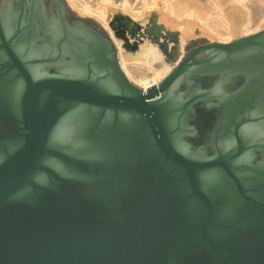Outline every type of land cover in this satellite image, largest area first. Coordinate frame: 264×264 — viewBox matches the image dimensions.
<instances>
[{
    "label": "water",
    "instance_id": "obj_1",
    "mask_svg": "<svg viewBox=\"0 0 264 264\" xmlns=\"http://www.w3.org/2000/svg\"><path fill=\"white\" fill-rule=\"evenodd\" d=\"M38 1L0 2V264H264V169L239 164L240 144L208 157L180 125L204 96L181 83L263 48L264 28L191 39L144 90L99 23L65 0L73 24L48 19Z\"/></svg>",
    "mask_w": 264,
    "mask_h": 264
},
{
    "label": "flooded vegetation",
    "instance_id": "obj_2",
    "mask_svg": "<svg viewBox=\"0 0 264 264\" xmlns=\"http://www.w3.org/2000/svg\"><path fill=\"white\" fill-rule=\"evenodd\" d=\"M13 1L15 4L18 3L16 0ZM38 2V0H27V5L29 7L33 5L36 9ZM42 2L46 18L52 20L55 17L60 22V17L65 18L69 24H73L76 20L69 17L68 10L61 0H42ZM34 12L36 22L41 24L44 21L42 15L38 14V10ZM42 25L39 27V32H35V37L39 44L50 45L53 39L50 27ZM112 27L124 38L127 37L129 29L134 42L143 37L141 32L137 33V27L134 25L128 27L118 17L113 19ZM90 28L97 31L93 27ZM66 35L69 37L70 33ZM167 35L168 38H164L161 42L163 45L161 48L166 59L175 58L174 46L168 48V45L176 39L171 37L170 33ZM67 44L69 47L66 49H69V52L64 55L69 60L71 55L76 56L78 51L72 41L69 40ZM110 53L107 51L108 55ZM56 56V54L52 55L51 61L46 63L47 70L51 74L57 73L58 67L64 63L56 60ZM239 56L234 60L220 58L216 61L219 67L215 71H210L206 67L202 73L193 74L190 83L187 81L181 83L180 90L184 94L188 95L193 89H197L204 96L185 110L180 125L187 130L184 138L194 147L204 146L208 157L216 155L217 151L224 152L232 147L237 148L240 144L243 151L239 157V164L261 170L264 169V130L258 131L248 139L244 136L243 129L264 128V47Z\"/></svg>",
    "mask_w": 264,
    "mask_h": 264
},
{
    "label": "bare ground",
    "instance_id": "obj_3",
    "mask_svg": "<svg viewBox=\"0 0 264 264\" xmlns=\"http://www.w3.org/2000/svg\"><path fill=\"white\" fill-rule=\"evenodd\" d=\"M67 2L78 14L93 16L108 29L112 40L118 48L119 64L122 70L128 79L132 80L134 84L142 87L144 90L158 83L172 70L173 63L166 60V55L161 48L163 46L161 42L164 41V38H168L167 33H170L171 37L176 39V44L173 47L176 53L174 58L175 63L182 54L184 45L198 34L196 26L199 27L201 33L209 36V38H219L222 43L230 42L234 34L227 23L224 24L225 26L219 25L212 27L196 19L193 15L191 16L192 18L177 16L174 10H169L171 7L165 4L166 1L164 2L166 6H164L159 0H153L151 1V6H141L142 8L140 7V10L136 12H133L134 10L130 11L127 3H124V0L121 5H114L111 1H104L106 3L101 6V9L92 8L82 0H67ZM128 13L131 15V20L128 19ZM121 14L126 15L127 18ZM115 17L122 20L128 27H132L133 25L137 27V33L141 32L143 34L142 39L134 42L130 36L131 32L129 29L126 38L121 37L116 31H113L112 21ZM259 22L260 27L264 25V19ZM146 28H152V30L147 33L145 31ZM168 46V48H171L173 43H170Z\"/></svg>",
    "mask_w": 264,
    "mask_h": 264
},
{
    "label": "rangeland",
    "instance_id": "obj_4",
    "mask_svg": "<svg viewBox=\"0 0 264 264\" xmlns=\"http://www.w3.org/2000/svg\"><path fill=\"white\" fill-rule=\"evenodd\" d=\"M65 1L67 2V0H65ZM82 1L88 3L92 8H96V9H98V8L101 9V6L104 3H106L107 1H111L114 5L123 4L122 3L123 0H82ZM104 1H106V2H104ZM124 1H125L124 3H127L130 11L134 10L133 12H136L137 10L138 11L140 10L141 6H151L152 5L151 1H153V0H124ZM159 2H161V4H163L164 6L170 5L169 7H171V8L170 9L168 7L167 8L171 11L174 10V12L177 16H180V17L183 16V17H189L190 18L193 15V17H195L196 19H199L204 24H208L209 26H212V27H216L219 25L225 26L224 24L227 23L229 28L234 33L233 37L230 41H232L236 37L244 36L246 34L247 35L253 34V33L264 28V25H262L261 27L259 25L260 24L259 21L264 19V7H263L264 6V0H159ZM164 2L166 5L164 4ZM67 4H68V2H67ZM68 6L71 8V6L69 4H68ZM71 10L75 14H77L78 16H81V17H88L89 16L88 18H91L94 21H96L97 23H99L104 28V30L107 32L110 39L112 40L111 35L108 32V29L104 25H102V23L100 21H98L97 19H95L93 16H90V15H80L77 13V11H75L72 8H71ZM189 14H191V15H189ZM121 15H123V14H121ZM245 15H246V17H245ZM123 16L125 18H127V16H128V19H130V20L132 19L131 15L129 13L127 14V16L126 15H123ZM261 16H262V18H261ZM223 17L226 19H224ZM253 17H254V19H253ZM222 18L224 19V21ZM256 19H258V20H256ZM245 20H247V21H245ZM244 23H246V24H244ZM241 25H243V26H241ZM258 25H259V27H258ZM241 27H242V29H241ZM249 30L252 32L250 33ZM113 31H115V30L113 29ZM196 31L198 32V34L191 39L199 38V37H205L210 42L211 41L220 42L219 38H209V36L201 33L198 26H196ZM221 37H223V36L221 35ZM112 42L114 43L113 40H112ZM170 43H173V46H175L176 41H173ZM187 43L184 45V47L182 49V54L179 56V59H178V61H176V63L174 62V57L166 59L170 63L171 62L173 63L172 68L184 56L185 46L187 45ZM114 46L117 49L116 56L118 57V61H119L118 48H117L115 43H114ZM119 63H120V61H119ZM130 81H132V80H130Z\"/></svg>",
    "mask_w": 264,
    "mask_h": 264
}]
</instances>
